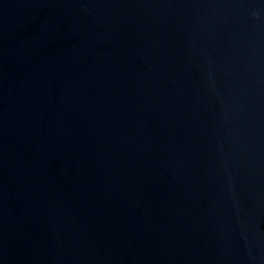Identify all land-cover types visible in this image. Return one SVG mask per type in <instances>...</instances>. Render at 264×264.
I'll use <instances>...</instances> for the list:
<instances>
[{
    "label": "water",
    "instance_id": "obj_1",
    "mask_svg": "<svg viewBox=\"0 0 264 264\" xmlns=\"http://www.w3.org/2000/svg\"><path fill=\"white\" fill-rule=\"evenodd\" d=\"M0 264H264V0H0Z\"/></svg>",
    "mask_w": 264,
    "mask_h": 264
}]
</instances>
